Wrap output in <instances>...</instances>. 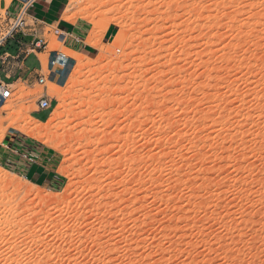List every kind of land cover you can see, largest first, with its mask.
Segmentation results:
<instances>
[{
  "label": "rangeland",
  "instance_id": "1",
  "mask_svg": "<svg viewBox=\"0 0 264 264\" xmlns=\"http://www.w3.org/2000/svg\"><path fill=\"white\" fill-rule=\"evenodd\" d=\"M65 2L110 35L89 59L53 34L66 77L9 88L0 143L57 178L0 166V264H264V0Z\"/></svg>",
  "mask_w": 264,
  "mask_h": 264
},
{
  "label": "crops",
  "instance_id": "2",
  "mask_svg": "<svg viewBox=\"0 0 264 264\" xmlns=\"http://www.w3.org/2000/svg\"><path fill=\"white\" fill-rule=\"evenodd\" d=\"M66 7L65 0H40L30 10L28 29L17 35L15 39L0 46V56L4 57V61H0V84L9 88L19 83L33 84L43 71V62L40 57L49 48L51 36L54 34L57 37V31L67 35L61 44L63 49L73 55L92 59L102 51L106 45V40L109 38L110 30L96 38L92 37L90 33H87V26L81 20L69 21L66 19ZM20 8V3L17 0H12L9 5L5 4L2 9L7 10L11 16H16ZM38 40L43 41L41 48L35 47ZM90 40L98 43V46L91 45ZM21 139L20 142L25 146V149L36 152L37 161L34 164L21 161L11 152L2 149L0 143V166H5L10 155L9 162L13 158L18 159L17 164H13L15 171L25 175L28 180L46 181L57 178L53 167L54 162L51 158L44 157V150L30 139L24 137Z\"/></svg>",
  "mask_w": 264,
  "mask_h": 264
},
{
  "label": "built area",
  "instance_id": "3",
  "mask_svg": "<svg viewBox=\"0 0 264 264\" xmlns=\"http://www.w3.org/2000/svg\"><path fill=\"white\" fill-rule=\"evenodd\" d=\"M20 3V10L16 16H11L7 10H3L0 13V46H3L8 41L15 39L17 35L23 33L28 29V17L30 10L40 1V0H17ZM59 43H62L67 37V35L61 31L56 32ZM43 45L42 40H38L35 44L36 48H41ZM0 61H4V57L0 56ZM73 60L60 53L52 52L49 58V75L47 77L40 76L38 79V84L40 86H47L50 82L51 77H55L58 80L64 79L66 77L65 73L70 67ZM56 67H61L58 74L55 70ZM12 97V91L8 86L0 84V110L5 105L8 100ZM51 107V102L47 97H43L39 102V108L41 110H47ZM22 135L17 131H12L1 143V148L12 153V155L17 156L21 161L26 163L34 164L37 161L36 152H31L29 149H25V146L20 142Z\"/></svg>",
  "mask_w": 264,
  "mask_h": 264
},
{
  "label": "bare ground",
  "instance_id": "4",
  "mask_svg": "<svg viewBox=\"0 0 264 264\" xmlns=\"http://www.w3.org/2000/svg\"><path fill=\"white\" fill-rule=\"evenodd\" d=\"M24 128H25V127H24ZM24 130H25V129H24ZM29 130H30V129H29ZM29 130L26 129V132L28 131L29 133H28V132H27V133L30 134L34 139H38V140L40 139V140H41V138H42L43 135H41L40 133L37 134V133H35V131H29ZM20 131L22 132L23 130L21 129ZM26 132H25V133H26ZM22 133H23V132H22ZM2 181H4V180H2ZM3 183H4V182H3Z\"/></svg>",
  "mask_w": 264,
  "mask_h": 264
}]
</instances>
